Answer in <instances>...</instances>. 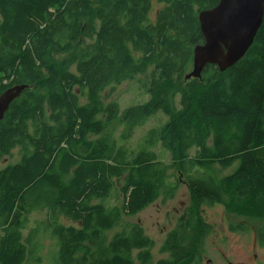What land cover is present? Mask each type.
I'll list each match as a JSON object with an SVG mask.
<instances>
[{
    "label": "trees",
    "instance_id": "16d2710c",
    "mask_svg": "<svg viewBox=\"0 0 264 264\" xmlns=\"http://www.w3.org/2000/svg\"><path fill=\"white\" fill-rule=\"evenodd\" d=\"M218 3L0 0V95L28 86L0 121V161L21 158L0 169V264H200L216 205L264 247V20L237 64L185 80L199 14ZM150 68L146 103L122 111L105 95ZM158 112L168 121L136 151L128 140ZM170 169L190 203L154 262L153 239L124 220L174 196Z\"/></svg>",
    "mask_w": 264,
    "mask_h": 264
},
{
    "label": "rangeland",
    "instance_id": "374dc122",
    "mask_svg": "<svg viewBox=\"0 0 264 264\" xmlns=\"http://www.w3.org/2000/svg\"><path fill=\"white\" fill-rule=\"evenodd\" d=\"M152 72L153 68H150L148 73L144 75H138L132 80L125 81L114 88H109L105 95L111 96L110 100L118 101L122 111L133 105L144 104L150 99L149 90L154 79ZM167 121L168 118L158 112L150 117L143 126L136 129L130 138L131 140H128L129 144L136 151L140 150L144 145L148 131L152 128L160 129ZM123 126L121 124L114 125L116 135L122 133ZM154 150L157 151L160 160L166 164L170 163L169 153L160 144ZM12 154V157L8 156L0 161V169H3L7 164H15L21 160L18 149L14 150ZM238 164L239 162H236L229 169L221 170L220 178L232 173ZM175 172L174 169H170L169 172L171 174L169 180L171 185H177V190L172 198L164 202L162 196L142 212L126 217L124 220L128 223L141 224L146 234L153 239L152 254L154 262L168 257L167 253L161 252L163 245L168 234L181 222L190 203L188 188L182 182L177 184L178 173L176 172V174ZM113 203L115 204L116 202ZM204 218L213 227V232L208 235L204 247L203 260L200 264H264V247H260L256 239L257 231L255 233L231 231L225 210L219 205L205 207ZM121 228L120 226L114 229L112 233H116ZM1 234L2 232L0 231ZM43 243L45 251L48 252L52 245V240L48 236L43 240Z\"/></svg>",
    "mask_w": 264,
    "mask_h": 264
},
{
    "label": "water",
    "instance_id": "95a60500",
    "mask_svg": "<svg viewBox=\"0 0 264 264\" xmlns=\"http://www.w3.org/2000/svg\"><path fill=\"white\" fill-rule=\"evenodd\" d=\"M264 20V0H219V3L199 14L204 41L193 51V69L185 80L200 78L208 65L221 71L242 60L253 45ZM15 85L0 95V121L11 103L27 88Z\"/></svg>",
    "mask_w": 264,
    "mask_h": 264
},
{
    "label": "bare ground",
    "instance_id": "6f19581e",
    "mask_svg": "<svg viewBox=\"0 0 264 264\" xmlns=\"http://www.w3.org/2000/svg\"><path fill=\"white\" fill-rule=\"evenodd\" d=\"M208 264V263H207Z\"/></svg>",
    "mask_w": 264,
    "mask_h": 264
}]
</instances>
